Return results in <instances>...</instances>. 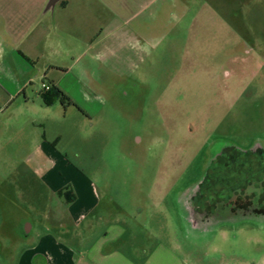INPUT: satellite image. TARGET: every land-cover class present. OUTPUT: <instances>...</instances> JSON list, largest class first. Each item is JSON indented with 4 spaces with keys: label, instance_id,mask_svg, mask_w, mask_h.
Listing matches in <instances>:
<instances>
[{
    "label": "rangeland",
    "instance_id": "374dc122",
    "mask_svg": "<svg viewBox=\"0 0 264 264\" xmlns=\"http://www.w3.org/2000/svg\"><path fill=\"white\" fill-rule=\"evenodd\" d=\"M70 14L37 69L73 105L32 96L56 173L88 180L131 216L124 250L264 264V0H85ZM32 160L0 159V262L19 244L5 197L17 173L28 176L11 195L19 209L51 218L65 200L41 186ZM239 196L247 211L231 203Z\"/></svg>",
    "mask_w": 264,
    "mask_h": 264
},
{
    "label": "crops",
    "instance_id": "0c3cea01",
    "mask_svg": "<svg viewBox=\"0 0 264 264\" xmlns=\"http://www.w3.org/2000/svg\"><path fill=\"white\" fill-rule=\"evenodd\" d=\"M83 2L59 0L48 7L49 0H0V159H33L37 167L46 159L50 168L41 174L36 167L32 175L60 203V185L67 180L71 187L50 218L44 208L19 209L11 197L23 193L27 172L26 177L17 173L12 178L13 183L5 186L9 193L5 197L12 202L7 225L16 227L19 244L0 264H181L170 254L167 257V253L156 254L155 250H124L131 239V216L107 204L108 198L88 180L74 174L62 178L56 173L55 159L60 157L51 147L52 140L37 132L33 120L37 111L55 102L45 106L40 97L45 91L31 90L34 81L43 82L48 75L37 69L41 51H57L51 38L62 25H71L73 5ZM42 84L58 88L50 81ZM34 94L42 107H36Z\"/></svg>",
    "mask_w": 264,
    "mask_h": 264
},
{
    "label": "trees",
    "instance_id": "16d2710c",
    "mask_svg": "<svg viewBox=\"0 0 264 264\" xmlns=\"http://www.w3.org/2000/svg\"><path fill=\"white\" fill-rule=\"evenodd\" d=\"M25 60L30 62L26 58H25ZM51 95H53V96H51ZM40 97L42 99V103L45 106H50L54 101H58L62 106L73 105V103L69 100V98L62 91H60L58 88H56L53 85H50L49 89L47 91H45L42 94H40ZM68 194H69L68 192H65V193L59 192L58 193L59 196H64V198L67 197ZM66 200H68V202H70L69 199L66 198ZM236 200H237L238 204H242L243 203V206H242L241 210H244V211L246 210L247 211L252 206L250 200H247V199L241 200L240 196L237 197ZM252 212L253 213H261L262 210L252 209Z\"/></svg>",
    "mask_w": 264,
    "mask_h": 264
},
{
    "label": "flooded vegetation",
    "instance_id": "af4514ba",
    "mask_svg": "<svg viewBox=\"0 0 264 264\" xmlns=\"http://www.w3.org/2000/svg\"><path fill=\"white\" fill-rule=\"evenodd\" d=\"M236 199H237V197H236ZM233 200L231 203H234L235 204V206L238 208V209H242V206H243V203L242 204H238V202H237V200ZM248 200V199H247Z\"/></svg>",
    "mask_w": 264,
    "mask_h": 264
},
{
    "label": "water",
    "instance_id": "95a60500",
    "mask_svg": "<svg viewBox=\"0 0 264 264\" xmlns=\"http://www.w3.org/2000/svg\"><path fill=\"white\" fill-rule=\"evenodd\" d=\"M59 0H49V3H48V7H51L53 6L56 2H58Z\"/></svg>",
    "mask_w": 264,
    "mask_h": 264
},
{
    "label": "built area",
    "instance_id": "2783aa9c",
    "mask_svg": "<svg viewBox=\"0 0 264 264\" xmlns=\"http://www.w3.org/2000/svg\"><path fill=\"white\" fill-rule=\"evenodd\" d=\"M42 89L44 91H47L49 89V86L48 85H45V84H42Z\"/></svg>",
    "mask_w": 264,
    "mask_h": 264
}]
</instances>
